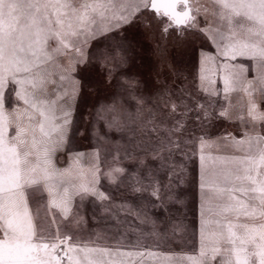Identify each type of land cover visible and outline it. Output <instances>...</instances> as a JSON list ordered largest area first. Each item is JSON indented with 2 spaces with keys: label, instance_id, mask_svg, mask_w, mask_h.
Listing matches in <instances>:
<instances>
[{
  "label": "snow or ice",
  "instance_id": "1",
  "mask_svg": "<svg viewBox=\"0 0 264 264\" xmlns=\"http://www.w3.org/2000/svg\"><path fill=\"white\" fill-rule=\"evenodd\" d=\"M142 3L143 9L152 12L157 22L164 25V32L172 26L191 27L196 20L189 0H142ZM180 3L185 10H177ZM130 6L133 12L141 11L139 5H130L127 0L119 4L117 0H0V89L6 83L27 85L31 89L30 93L16 92L27 107L23 114L16 113L11 134L12 120L4 112L5 95L0 91V264H61L57 250L62 245L68 264H82L74 253H84L87 260L89 252L93 251L86 247L77 249L75 244L70 243L68 235L62 239L59 233H48L45 237L46 229L39 219V212L34 224L22 189L25 183L36 184L41 178L50 181L56 175L48 168L53 150L50 142L53 135H57L56 143H59L64 125L68 123L66 111L63 113V124L58 123L61 117L56 114L57 100L46 98L48 85L55 83L47 66L58 55L66 54V50L81 52L74 46L73 40L82 36L87 39L97 31H105L111 20L127 22L125 12ZM200 10L196 8L197 13ZM203 10L208 12L206 6ZM212 15L227 26L228 34L222 35V39L228 42L223 45L222 54L232 59L244 56L255 61L261 71V84L264 85V0H213ZM128 59V53L122 46L103 57L102 67L107 70L108 82L111 83L119 74L117 87L121 91L112 97L111 103L100 106L98 115L110 113L112 123L117 126L123 123L119 109L124 94L135 100L138 106L144 104L143 97L137 95L141 87L139 80L122 71ZM59 79L63 82L68 77L60 75ZM245 91H248L247 88ZM248 94L252 97V93ZM166 95L165 88L161 96ZM261 95H264V87ZM62 98L58 94L57 99ZM172 109L175 111V104ZM24 116H27V123ZM248 116L250 129L254 130L259 124L260 131L254 134L246 132L244 139L236 141L235 146L239 148L247 144L251 149L255 140L257 154L235 158L240 168L234 180L240 186L216 189L221 195L227 192V199L217 206L214 213L219 217L215 221L216 230L207 236L202 233L201 259L194 264H264V111L259 110L254 99H250ZM177 123L176 131L182 127ZM139 127L136 125V128ZM200 139L203 144L204 137ZM170 144V139L167 143L161 140L159 148L154 150V158H161L159 152L168 150ZM34 159L37 163H33ZM113 171L124 172L123 169ZM112 178L116 179L115 176ZM140 190L133 188V191ZM162 193L159 183L152 187V195L163 203ZM234 193L248 199H241ZM37 238L41 242H36Z\"/></svg>",
  "mask_w": 264,
  "mask_h": 264
},
{
  "label": "rangeland",
  "instance_id": "2",
  "mask_svg": "<svg viewBox=\"0 0 264 264\" xmlns=\"http://www.w3.org/2000/svg\"><path fill=\"white\" fill-rule=\"evenodd\" d=\"M76 2H80V0H76ZM120 2L122 0H117L118 4ZM127 2L130 5H139L141 11L133 12V8L128 7L125 12V15L128 16L127 22L111 20L105 31H97L95 35L87 39L82 36L78 40H73L72 43L76 48H80L81 52L78 53L74 49L66 50V54L58 55L56 60L47 66L52 73L51 79L55 83L48 85L46 98L49 101L57 100L56 114L61 117L58 123L63 124L65 111L68 113V123L64 125L62 139L59 140V143H56L57 135H53V141L50 142V147L53 149L50 154V170L54 171L56 175L50 185L48 184L47 190L44 189L45 191L42 193H37L38 190L27 193L26 185L22 189L33 222L37 221L36 211L41 209L40 207L44 203L57 201L59 206L71 208L73 205L75 206L78 196L83 195L84 192H90L88 197L85 196L86 201H84L91 202V199L95 197L92 194L93 191L97 194V189L107 188L113 184L114 180H111V175H109L112 173L110 168L112 166L115 168L118 160L130 164L132 167L134 164L138 165V162L130 156L126 157L132 153V147H129L134 139L131 125L128 124L129 126L125 125L122 129L107 132L105 127L109 113L98 115L100 106L109 104L108 99L111 100L121 91L117 87L118 75L111 83L108 82L107 70L102 67L103 57L111 53L114 48L122 46L129 56L128 64L122 71L139 80L141 87L138 93L143 94V97L144 93H148L150 96L145 97L148 100L154 96L160 97L167 85L177 88L180 79L178 73L182 70H188L194 74L197 65L209 57L218 58L220 61L231 59V57H225L222 54L221 48L225 43L222 35L226 36L228 30L226 24H222L217 16L212 15L213 0H194L195 12L197 7L201 10L199 13L196 12V20L192 26L180 29L172 26L167 32L163 31L164 25L157 22L152 12L143 9L142 0H127ZM205 6L208 9L207 13L203 10ZM161 19L165 20L163 17ZM201 29H205V31H201ZM60 75H65L68 79L61 82ZM193 79L194 77L191 76L186 79L190 81L189 85L193 83ZM243 81L240 86L241 96L236 97L241 101L242 108L238 106L239 102L234 106L235 108L236 105L239 107L242 115L238 118L230 117L225 122L218 134L222 146L220 144L212 146L210 153L212 161L197 160L187 166L189 185L182 190L183 194L181 193V195L185 197V202L178 204V210L188 218L189 226L188 232H186L188 235L185 238L195 246L194 252L195 250L201 251L202 233L207 236L209 232L216 230L215 221L219 217L214 213L217 206L227 199L226 192L221 195L216 189L240 186L239 182L234 180V176L240 168L239 162L235 158L251 154L258 149L255 140H253L251 149L247 148V144L241 145L239 148L235 146L238 141L236 135L242 136L246 132L254 134L260 131L259 124L255 126L254 130L248 126L250 123L248 116L250 99L248 98V102L245 100L248 94H244L246 87L251 90L252 98L257 100L260 109H264V95H261L264 85L261 84L260 76L249 75ZM13 86L11 83H6L0 89L6 92L4 95L7 105L4 107V112L10 115L13 114L8 111L11 109L9 106L13 105L11 97ZM58 94L63 98L57 99ZM123 100L129 101L131 104L130 106L123 104L124 109H119L120 113L127 119L134 118L136 110L135 105L131 102L133 99L124 94ZM13 116L16 115L13 114ZM182 131L185 136L189 135L184 137L183 141L187 138H196L198 133L196 126L190 127L191 135V132L185 131V128H182ZM147 145L143 144V146ZM104 146L109 148L104 150ZM33 163H37V161L33 160ZM45 183L48 181H40V186H44ZM201 184L204 185L203 188H201ZM51 187L53 192L49 194L48 189ZM234 195L240 196L241 199H247L239 193H234ZM249 195L255 194L250 193ZM87 204L90 206V203H85L83 209L86 211L85 213L88 212V215H84L82 223L83 235L87 240H83L89 243L87 248L93 249V251L89 253L87 260L84 259V253L82 254L84 264H89V262L90 264H110L111 261L124 264L127 262L126 255L139 253L132 239L128 236L121 237L122 230L119 227L116 228V224L114 226V223L110 222L109 226L99 228L96 224L94 210L88 211ZM40 217L39 214V219ZM182 245L181 243L180 247ZM180 247H177L176 250H174L175 248H170L167 251L162 249L155 254L158 255V259L147 260L145 264H153L154 261L155 264H194L192 261V257H195L194 252L184 248L180 249ZM188 256L191 257L189 261Z\"/></svg>",
  "mask_w": 264,
  "mask_h": 264
},
{
  "label": "trees",
  "instance_id": "3",
  "mask_svg": "<svg viewBox=\"0 0 264 264\" xmlns=\"http://www.w3.org/2000/svg\"><path fill=\"white\" fill-rule=\"evenodd\" d=\"M227 42L225 40V43ZM221 50L223 52V47ZM253 74L261 77V71L255 61L248 57L237 56L235 59L231 58L222 61L218 58L209 57L206 61L197 65L194 74L190 71L188 72V70L180 71L178 73L180 79L177 83V88H174L173 85H167L165 87L167 89L166 96H154L148 100L145 98L150 96L148 93H144V97L143 94L137 93V95L143 97L144 104L138 106L135 100L131 101L135 105L136 110L133 120L127 119L119 111L120 119H122L123 123L117 126L112 123V115L109 113L105 127L107 132L122 129L128 124L131 125L134 139L129 147H132V153L128 156L126 155V157L130 156V158L138 162V165L134 164L132 167V165L118 160L117 166L110 168V171H112L111 180H113V176L116 177L114 182H112L113 184L107 188L97 189V194L93 191L92 194L95 197L91 199L92 201H82V204L90 203V206L87 204L89 207L88 211L94 210L93 212L97 219L96 224L99 228H105L109 224L114 223L113 225L115 226L116 224V228L119 227L122 230V238L128 236L135 243L139 253L126 255L127 262L124 264H145L147 260H156L158 255L155 254L158 251H162V249L167 251L170 248H175L174 250H176L181 243L183 245L180 249L184 248L194 252L195 246L193 243L191 245L185 238L188 235L186 234L189 226L188 218L184 217L178 210V204L185 202V197L181 195L182 190L189 185L187 166L197 160L202 162L212 161L210 157L211 149L216 144L222 146L218 134L224 127L225 122L230 117L238 118L242 115L239 107L236 105L235 108L234 106L239 102L238 106L242 108L241 101L237 99L238 96H241L240 86L246 76ZM190 76L194 77L191 85L188 83L190 81L186 80ZM226 81L228 82L227 90ZM247 90V92L244 91V94L251 93L250 89L247 88ZM18 91L22 94L25 91L30 93L31 89L27 85H14L12 87L11 97L13 105L9 106L11 109L8 111L14 115L17 112L23 114L27 107L23 100L16 95ZM3 93L6 95V92L3 91ZM248 98L254 99L257 104V100L250 97L249 94H247L245 99L247 102ZM108 100L110 101L108 103H111V100ZM165 102H167V107H165ZM123 104L130 106L131 103L123 100L120 109L124 107ZM173 104L176 105L175 111L172 109ZM6 105L7 102L5 101ZM138 107L140 108L139 112ZM259 110L264 111L260 107ZM24 122L27 123V116H24ZM177 122L182 124L178 131L175 130L178 126ZM13 123H16V118ZM136 125L140 127L136 128ZM191 126L192 128L196 126L198 131L196 138H187V140L183 141V138L189 135L185 136L182 128H185V131H190ZM154 127L156 128L155 131H153ZM190 132L191 135L192 131ZM201 137H204L203 144L201 143ZM236 137L238 140L244 139V135H236ZM169 139L171 144L168 146V150L159 152L161 158H154V150L159 148L161 140L167 143ZM146 141L148 142L146 143ZM99 144L101 145V143ZM133 144L136 146L133 147ZM143 144L148 145L143 146ZM107 148L109 147L107 146ZM107 148L104 146V150ZM257 151L248 155H256ZM201 156L204 157L203 160H201ZM114 169H123L124 172L116 173L113 171ZM136 181H139V183H136ZM157 183L163 188V203L152 195V187ZM133 188H140L141 190L133 191ZM89 194L90 192L83 193L86 197ZM225 194L228 195L227 192ZM49 204H52V208L58 209L60 213L64 208L51 202ZM85 212H82V218L78 215L82 223L84 215H88V212ZM69 214L71 213L69 212ZM137 214H139V219ZM61 218L56 216L52 223L55 225L59 224ZM63 218L66 219L65 217ZM70 219H75L72 214ZM40 220H43V217H40ZM54 231L55 233L52 235L59 233L63 239L61 232ZM83 239L87 240V238ZM82 241L84 247L85 245L89 247L87 241ZM62 249L63 245L60 250ZM141 249L142 251H140ZM193 254H195V257H192L193 262L201 259L199 250H195ZM181 256L184 257L183 255ZM190 258V256L187 257L188 261ZM110 264L121 263L111 261ZM153 264H155V261Z\"/></svg>",
  "mask_w": 264,
  "mask_h": 264
},
{
  "label": "flooded vegetation",
  "instance_id": "4",
  "mask_svg": "<svg viewBox=\"0 0 264 264\" xmlns=\"http://www.w3.org/2000/svg\"><path fill=\"white\" fill-rule=\"evenodd\" d=\"M193 3H194V0H189V4H190V6L192 8V14L196 16L195 7H194ZM179 8L181 10L184 9L183 3H180ZM163 18L165 20H167L166 17H163ZM174 27L177 28V29H180L181 28V27H177V26H174ZM7 115L12 120V128L9 129V132L11 134L12 133V129L15 127V124L13 123L14 122V119H15V116H13V114L12 115L7 114ZM52 141H53V138H52ZM41 167H43V165H41ZM48 168L50 169V163L48 165ZM40 175L42 176V174H40ZM40 181L46 182L44 179L41 178L39 180V182L36 183V184L30 185L29 183H25V185L27 187L25 189V191L28 193L29 191H35L36 192L38 190L37 193H42V191L43 192L45 191L44 189L47 190L48 183H45L44 186H40L41 185L40 184ZM28 184H29V186H28ZM49 185H50V182H49ZM52 192H53V189L51 187V188L48 189V193L50 194ZM84 196L82 194H80L78 196V199L75 200V206L73 205V207H71V208L69 206H67V207H64L63 206L64 207L63 208L64 213H63V210L62 209H61L62 210L61 213H60V211L58 209H56V208L53 209L52 206H51L52 204H49V203L48 204L47 203H44L43 206L40 207L41 209H38L36 211V212H39V214H40L41 217H43L42 222L44 223V226H45V229H46V231H45V237L48 236V233L54 234L55 233L54 230H56V231L61 232V234L63 235L62 236L63 238L65 237V235L70 236L71 237L70 243L75 244L76 247H77V249H79V248H85L86 247V245L84 247L83 241H82L83 238H85L84 235H83V231L84 230H82V222H80L81 219H79V217H78V215L81 216V218L83 217L82 212H84V209L83 208H84V205L85 204H82V201H84V199H86V197H84ZM52 203L59 205V203L57 201H53ZM65 209H66V211H65ZM69 212L74 216V218H75L74 220L70 219L71 218V214H69V216L67 217V215H68ZM56 216H58L60 218L62 217L59 220V224H57V225H55L54 223H52V220ZM63 217H65L66 219H64ZM35 223H36V221L34 222V224ZM36 242H41V241L39 240V238H37ZM44 242H46V241H44ZM84 244H88V243H84ZM57 253L61 257V264H68V259L64 255V251L58 249L57 250ZM82 254L83 253L82 252H79V251L77 253H74V255H77L81 259L82 264H84V262H83V255Z\"/></svg>",
  "mask_w": 264,
  "mask_h": 264
},
{
  "label": "water",
  "instance_id": "5",
  "mask_svg": "<svg viewBox=\"0 0 264 264\" xmlns=\"http://www.w3.org/2000/svg\"><path fill=\"white\" fill-rule=\"evenodd\" d=\"M179 6H180V4L178 5V8H177L178 11H183V10H185V9L181 10V9L179 8Z\"/></svg>",
  "mask_w": 264,
  "mask_h": 264
}]
</instances>
